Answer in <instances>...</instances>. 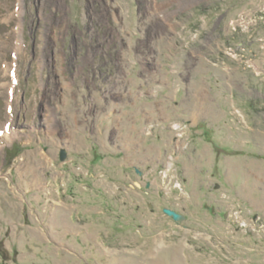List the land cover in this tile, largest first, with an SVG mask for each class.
Instances as JSON below:
<instances>
[{
  "label": "rangeland",
  "instance_id": "rangeland-1",
  "mask_svg": "<svg viewBox=\"0 0 264 264\" xmlns=\"http://www.w3.org/2000/svg\"><path fill=\"white\" fill-rule=\"evenodd\" d=\"M248 1L0 0V264H264Z\"/></svg>",
  "mask_w": 264,
  "mask_h": 264
},
{
  "label": "water",
  "instance_id": "water-1",
  "mask_svg": "<svg viewBox=\"0 0 264 264\" xmlns=\"http://www.w3.org/2000/svg\"><path fill=\"white\" fill-rule=\"evenodd\" d=\"M59 158L60 160H64L66 158V152L64 149L60 150ZM163 212L169 217H171L174 221H181L184 219V215H182L181 213H179L178 211L174 209L164 207Z\"/></svg>",
  "mask_w": 264,
  "mask_h": 264
},
{
  "label": "crops",
  "instance_id": "crops-1",
  "mask_svg": "<svg viewBox=\"0 0 264 264\" xmlns=\"http://www.w3.org/2000/svg\"><path fill=\"white\" fill-rule=\"evenodd\" d=\"M250 1V2H249ZM248 2H247V4L249 3V4H256L257 3V1L256 0H249ZM262 3V2H261ZM261 5V4H260ZM260 5H259V7H260ZM262 7H264V2H263V5H262Z\"/></svg>",
  "mask_w": 264,
  "mask_h": 264
},
{
  "label": "built area",
  "instance_id": "built-area-1",
  "mask_svg": "<svg viewBox=\"0 0 264 264\" xmlns=\"http://www.w3.org/2000/svg\"><path fill=\"white\" fill-rule=\"evenodd\" d=\"M239 223L242 227L245 226V223L243 221H240Z\"/></svg>",
  "mask_w": 264,
  "mask_h": 264
},
{
  "label": "trees",
  "instance_id": "trees-1",
  "mask_svg": "<svg viewBox=\"0 0 264 264\" xmlns=\"http://www.w3.org/2000/svg\"><path fill=\"white\" fill-rule=\"evenodd\" d=\"M14 147H15V145H14V146H13V148H12V149H10V150L12 151L13 149H15ZM7 154H8V152H7Z\"/></svg>",
  "mask_w": 264,
  "mask_h": 264
}]
</instances>
